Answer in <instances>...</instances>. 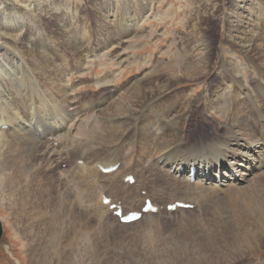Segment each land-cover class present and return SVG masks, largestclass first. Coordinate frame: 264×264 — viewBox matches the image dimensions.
I'll list each match as a JSON object with an SVG mask.
<instances>
[{"label": "bare ground", "instance_id": "bare-ground-1", "mask_svg": "<svg viewBox=\"0 0 264 264\" xmlns=\"http://www.w3.org/2000/svg\"><path fill=\"white\" fill-rule=\"evenodd\" d=\"M189 1L202 15L191 17L174 63L118 88L123 70L107 71L93 80L97 97L80 101L71 77L89 71L98 49L141 35L155 0H96L97 49L85 19L71 16L75 5L0 0V204L29 245L28 264H230L264 252V114L244 112L264 108V0H230L220 20V42L243 59L212 52L204 16L219 0ZM214 56L220 73L197 97L163 94L209 75ZM195 104L201 114H191ZM221 106L231 109L225 122L212 114ZM193 116L213 131L191 136ZM106 198L125 213L145 199L158 210L122 225ZM174 202L193 209L167 212Z\"/></svg>", "mask_w": 264, "mask_h": 264}, {"label": "rangeland", "instance_id": "rangeland-1", "mask_svg": "<svg viewBox=\"0 0 264 264\" xmlns=\"http://www.w3.org/2000/svg\"><path fill=\"white\" fill-rule=\"evenodd\" d=\"M60 1L64 4L75 5L76 10H72V12L74 11L75 14H72L71 16L75 15V17L77 18L79 17L80 26L85 19L88 27H90L92 32L91 46L93 49H97L99 47V44L97 39L95 38L94 27L97 24L96 18L100 19V16H98L99 14L96 10H94L95 5L97 4L95 2L96 0ZM156 1L159 2L156 4ZM229 3L230 0H219L217 8H214L213 10L214 13H212L211 9V14H207L205 16L203 15L207 25L205 31L211 38L213 50L212 52L221 53V55L219 56H222L221 58L225 59L229 57L237 58L238 56L243 59L244 57L236 51L234 53H229L228 50H230V48L226 46L224 42H220L221 39L224 40L223 36L221 37V34L225 32L224 29L221 28L220 20L222 18L225 7L229 6ZM207 10L209 11L210 9L207 8ZM197 11V9L193 10V8L190 6L189 0H155V4L152 5L151 11L148 12L146 18L139 25V33L141 35L133 34L127 36L126 39L124 38L123 40L118 41V45L112 44L105 50L100 49L99 51L98 49V52H101L98 57H90L87 59L88 64L86 65V69L89 71L85 73L83 77H76L75 75L71 77V84H79L77 87L78 89H76V93H78L80 101H87L88 95L91 94L93 96L98 92L100 87L96 86L93 80L100 76H103L107 71L123 70V75H118L115 82L113 83V85H116V87L118 88L127 83V81L129 80L132 81L136 77H142V75H145L148 70L152 69L153 66L158 63H160L159 66L165 63H174L172 62L173 55L179 53L182 38L188 35L187 28L191 17L193 19L197 16L202 15V12L197 15ZM49 16L50 15H48L47 17ZM30 17L33 18V20H40L37 11L32 13ZM126 22L124 19L123 24L121 21L120 23H118V25L116 24L117 27H112L114 30L116 28L117 30L122 29L123 27L119 25H124V23ZM49 26L53 28V26H51L50 24ZM50 27V33H54V29H51ZM121 33L122 32H120V34ZM68 61L69 63H72V60ZM219 61L220 58H216L214 56V59L211 63L212 69L209 75L203 77L201 80L197 82H183L177 84L174 87H171L169 90H165L163 94H170L175 89H187L191 90L190 93L192 95H199L200 93H202L205 86L209 88L211 86V83L213 81H216L220 73L218 67ZM254 78L258 79L257 75H254ZM80 81L82 84L78 83ZM107 89L111 90L112 88L107 87ZM263 91L256 92V99L258 101L262 99V95H264ZM95 97H97V94L95 95ZM200 104L199 107L197 104L194 105V110L191 114H201ZM80 109L81 108L78 107V111H82L83 113L84 108L81 110ZM248 109L249 110H244L245 114H264V108L262 112L259 111L260 113L257 110L255 111V109L251 106H249ZM230 110V108L226 110L221 106L218 112L213 111L212 114H214L215 118H218L219 121L225 122L226 120L223 118L230 113ZM199 111L200 113H198ZM221 111L223 112L221 113ZM193 117L190 118V120L187 118L188 122H186L189 127L188 131L191 130V136H200L205 134V132L210 133L213 131L212 127L214 124H205V122H200L197 117ZM214 123L217 124V121H214ZM70 162L67 161V163ZM61 167L64 168L65 165H61ZM8 219H10V217L7 210L2 208L0 204V223L2 227V234L0 236V264H28L27 251L29 245L27 244V242L20 239L16 235L13 225ZM263 255L264 252L257 253L253 257L251 256L246 258L248 261L245 259L237 261L239 263L234 262L230 264H260ZM214 261L215 260H211L208 262ZM174 262L175 264L181 263L180 261ZM185 264H187V262H185ZM219 264L226 263L221 261L219 262Z\"/></svg>", "mask_w": 264, "mask_h": 264}, {"label": "water", "instance_id": "water-1", "mask_svg": "<svg viewBox=\"0 0 264 264\" xmlns=\"http://www.w3.org/2000/svg\"><path fill=\"white\" fill-rule=\"evenodd\" d=\"M1 234H2V228H1V224H0V236H1Z\"/></svg>", "mask_w": 264, "mask_h": 264}]
</instances>
